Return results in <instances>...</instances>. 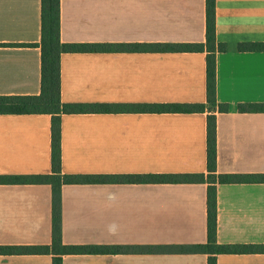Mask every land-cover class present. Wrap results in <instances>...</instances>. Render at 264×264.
Segmentation results:
<instances>
[{
    "label": "crops",
    "instance_id": "0c3cea01",
    "mask_svg": "<svg viewBox=\"0 0 264 264\" xmlns=\"http://www.w3.org/2000/svg\"><path fill=\"white\" fill-rule=\"evenodd\" d=\"M61 42L121 46L61 55L66 104H205L204 113L102 112L62 116L68 175L205 174V183L64 185L65 245L166 247L208 242L207 126L217 121V175L264 174V0H216L217 101L207 99V52L126 46L206 44V0H60ZM42 0H0V95H39ZM51 117L0 115V175L51 174ZM220 245H264V183L218 184ZM53 237L47 184H0V246H46ZM202 253L63 256L62 264H208ZM0 264H53L47 254ZM217 264H264V253L220 254Z\"/></svg>",
    "mask_w": 264,
    "mask_h": 264
},
{
    "label": "trees",
    "instance_id": "16d2710c",
    "mask_svg": "<svg viewBox=\"0 0 264 264\" xmlns=\"http://www.w3.org/2000/svg\"><path fill=\"white\" fill-rule=\"evenodd\" d=\"M60 0H42V84L39 95H0V115H49L51 117V174L0 175V184H47L53 192V237L46 246H0L2 255L47 254L53 256V264H62L65 255L131 252H189L209 256L208 264H217L220 254L264 253V245H220L218 228V184L264 183V174L217 175V119L208 117L207 126V213L208 242L202 245L166 247H106L93 245H65L62 241L61 191L64 185L73 184H178L205 183V174H143V175H68L62 171V116L102 112L142 113H204L205 104H66L61 99V55L74 52H102L118 50L121 46L63 44L61 42ZM206 44H144L126 46L148 52H207V99L212 107L226 112L228 105L217 101L216 55L227 50L226 44L216 38V0H206ZM242 52L264 51V43L238 45ZM240 110L264 109V105H240Z\"/></svg>",
    "mask_w": 264,
    "mask_h": 264
}]
</instances>
